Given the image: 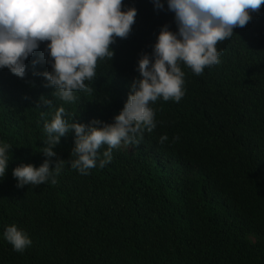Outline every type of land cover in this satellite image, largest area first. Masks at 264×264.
<instances>
[{"label":"trees","instance_id":"1","mask_svg":"<svg viewBox=\"0 0 264 264\" xmlns=\"http://www.w3.org/2000/svg\"><path fill=\"white\" fill-rule=\"evenodd\" d=\"M159 2L122 0L137 10L131 32L110 45L113 58L98 60L97 77L85 81L92 90L74 92L73 102L52 96L39 74L52 70L47 42L23 78L0 68V146H11L0 177V264H264V5L217 44L219 64L202 75L180 64L182 99L150 103L156 127L138 145L112 149L103 168L71 167L74 129L55 156L41 151L43 125L60 106L69 123L115 122L140 56L154 59L163 26L178 32L168 0ZM45 159L65 161L56 183L17 187L13 169ZM12 225L31 240L22 252L4 237Z\"/></svg>","mask_w":264,"mask_h":264},{"label":"clouds","instance_id":"2","mask_svg":"<svg viewBox=\"0 0 264 264\" xmlns=\"http://www.w3.org/2000/svg\"><path fill=\"white\" fill-rule=\"evenodd\" d=\"M156 6L163 4L155 0ZM264 0H168V7L175 13L178 32L162 27L154 45L153 56L147 53L138 61L139 77L131 83V91L114 123L93 119L89 124L65 118V108L56 109L50 122L43 125L46 139L41 150L46 157L56 153L54 146L70 130L75 131L71 167L81 174L99 165L103 168L112 159V149L123 144L138 145L145 130L156 127L155 111L150 107L158 98L179 102L184 96L185 73L183 63L196 75L206 67L220 63L217 44L230 39L236 27H245L258 13ZM137 10H123L122 0H0V68H8L20 78L25 76V61L42 42L51 71L39 73L45 77L46 86L54 87L52 96L64 102L77 99L74 92H90L85 81L97 77V62L111 60L114 51L110 45L116 38H127L135 23ZM34 64L36 61L33 62ZM41 102L49 108L52 100L42 96ZM43 115V113H42ZM102 125V126H100ZM168 137H160L163 143ZM175 139H179L176 137ZM108 146L100 157L99 150ZM10 145L0 146V177L6 172ZM45 159L39 166L25 164L13 169L17 187L25 184L56 183L65 161L58 159L54 167ZM5 239L17 252L31 244L30 238L15 225L7 227Z\"/></svg>","mask_w":264,"mask_h":264}]
</instances>
